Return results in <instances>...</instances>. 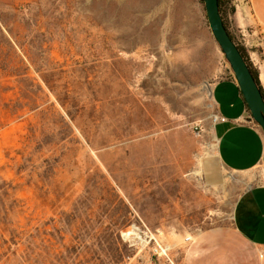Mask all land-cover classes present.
<instances>
[{
  "label": "rangeland",
  "instance_id": "rangeland-1",
  "mask_svg": "<svg viewBox=\"0 0 264 264\" xmlns=\"http://www.w3.org/2000/svg\"><path fill=\"white\" fill-rule=\"evenodd\" d=\"M0 14L24 44L9 69L27 70L0 71V175L24 240L46 230L51 264H178L186 238L230 225L245 179L216 155L211 87L229 65L200 0H0ZM26 246L0 264H27Z\"/></svg>",
  "mask_w": 264,
  "mask_h": 264
},
{
  "label": "crops",
  "instance_id": "crops-1",
  "mask_svg": "<svg viewBox=\"0 0 264 264\" xmlns=\"http://www.w3.org/2000/svg\"><path fill=\"white\" fill-rule=\"evenodd\" d=\"M237 36L257 30L251 66L264 96V0H232ZM235 38V36H234ZM236 40V38H235ZM211 87L216 117L213 136L222 166L243 175L245 186L232 207L230 225L211 228L184 243L178 264H264V136L250 119L233 74L225 68Z\"/></svg>",
  "mask_w": 264,
  "mask_h": 264
},
{
  "label": "trees",
  "instance_id": "trees-1",
  "mask_svg": "<svg viewBox=\"0 0 264 264\" xmlns=\"http://www.w3.org/2000/svg\"><path fill=\"white\" fill-rule=\"evenodd\" d=\"M219 2V15L223 21L224 28L230 37V39L237 44L235 38L230 33L228 26L225 22V19L223 17L222 12V2L221 0H218ZM200 4L202 5V9L204 12V19L206 21V28L209 30V24L207 22L205 10H204V2L203 0H200ZM3 17L0 14V71L1 72H8L11 76H17L22 77L26 76L27 70L26 69H15L14 67H11L9 69V61L8 58H10V55L16 54L15 48L16 46L20 49H23L24 44H20V41L16 39V35L13 33L12 25H9L8 23H5L6 21L2 19ZM238 46V45H237ZM239 53L245 60L246 64L248 65V69L250 73L252 74L253 78L255 79V82L257 83L258 89L260 93L262 94L260 90V86L257 80V74L254 72L251 68V65L248 63L247 58L241 48L239 46L237 47ZM4 49L7 50V54L4 55ZM24 53L25 50H23ZM27 57V56H26ZM2 58V60H1ZM22 64V61L20 62ZM264 98V96L262 95ZM18 175L21 172V169L18 170ZM17 192V185H12L11 182L6 181L4 177L0 175V261L7 257L11 247H16L21 245L22 241H25L27 243V253L24 257V263L27 264H49L52 257V253L50 251L49 247L42 248L44 242L49 243L48 239H46L47 233L46 230L42 232V234L37 233L35 236H28V239H25L26 233L22 231L20 227L17 226V220L20 216L23 215V208L20 206V202L17 201V198L15 197ZM48 225V223H45V227ZM7 237V239L5 238ZM36 241L39 242V245L43 249V251L36 246ZM50 245V244H49ZM30 246L33 248L31 249ZM124 249V253L119 254V257L117 259H114L113 261H122L124 260L125 256H127V253L125 252L124 246H122ZM51 264V263H50Z\"/></svg>",
  "mask_w": 264,
  "mask_h": 264
},
{
  "label": "water",
  "instance_id": "water-1",
  "mask_svg": "<svg viewBox=\"0 0 264 264\" xmlns=\"http://www.w3.org/2000/svg\"><path fill=\"white\" fill-rule=\"evenodd\" d=\"M204 10L210 33L218 46L219 52L229 65L238 90L247 105L248 113L264 135V98L257 83L248 69V65L238 51V46L228 36L219 15L218 0H203Z\"/></svg>",
  "mask_w": 264,
  "mask_h": 264
},
{
  "label": "built area",
  "instance_id": "built-area-1",
  "mask_svg": "<svg viewBox=\"0 0 264 264\" xmlns=\"http://www.w3.org/2000/svg\"><path fill=\"white\" fill-rule=\"evenodd\" d=\"M236 7V5H234ZM237 8V7H236ZM235 8V9H236ZM258 39L260 38V34L258 33L257 30H253L252 32H240V35H238V37H236V42L237 45L239 46V48H241L247 58L248 63L255 67L256 66V62L251 58V49L254 48L253 45V39ZM264 51V48H263ZM251 121L255 124V128L262 134L261 130L258 128V126L256 125V123L252 120V118L250 117ZM217 121H224L223 119H219L218 117L215 116L214 118V122ZM190 238H186L185 242H189ZM160 250V248H159ZM161 251V250H160ZM156 253H158V251H155Z\"/></svg>",
  "mask_w": 264,
  "mask_h": 264
}]
</instances>
